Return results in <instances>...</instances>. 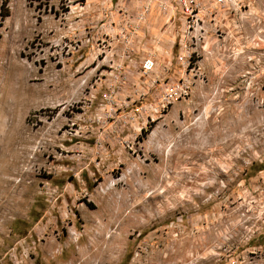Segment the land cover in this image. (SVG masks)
I'll use <instances>...</instances> for the list:
<instances>
[{
  "label": "rangeland",
  "instance_id": "rangeland-1",
  "mask_svg": "<svg viewBox=\"0 0 264 264\" xmlns=\"http://www.w3.org/2000/svg\"><path fill=\"white\" fill-rule=\"evenodd\" d=\"M166 1L127 43L141 0H0V264H264V9L186 71ZM148 52L193 82L160 115Z\"/></svg>",
  "mask_w": 264,
  "mask_h": 264
},
{
  "label": "built area",
  "instance_id": "built-area-1",
  "mask_svg": "<svg viewBox=\"0 0 264 264\" xmlns=\"http://www.w3.org/2000/svg\"><path fill=\"white\" fill-rule=\"evenodd\" d=\"M174 1L176 6L174 10H171V13L173 15L177 13L180 22L179 30L177 31L178 53L176 58L179 65L187 71L191 63V54L187 44L196 43L202 39V20L199 16V11L202 10V7L200 2L197 0ZM212 1L214 7H222L225 0ZM131 7L134 9V12L130 11ZM131 7L125 6L124 8L116 9V16H118V14L120 15V13L132 15V19H129L127 22L124 21L122 24L126 28V31L125 34H122L121 36L124 38L127 36L124 39L127 43H131V39L137 34L141 35L140 42H143L142 30L145 29L144 27L148 28L149 25H151L149 18L152 13V8L159 11L158 13L162 22H164L165 17L170 18L171 15H169L170 6L166 0H141L138 5ZM118 20L120 19H111V22L116 25L115 21ZM157 37H159V35ZM158 41L160 40L157 39V42ZM157 63V57H155L152 52H148L144 56L141 63V72L144 75H147L146 90L159 85L151 102L141 109H144L146 112H150L151 114L160 115L164 113L174 101L187 98L190 94L193 82L185 75L180 79L171 78L159 84V77L157 75H153L156 70Z\"/></svg>",
  "mask_w": 264,
  "mask_h": 264
},
{
  "label": "crops",
  "instance_id": "crops-1",
  "mask_svg": "<svg viewBox=\"0 0 264 264\" xmlns=\"http://www.w3.org/2000/svg\"><path fill=\"white\" fill-rule=\"evenodd\" d=\"M197 1L200 2L202 7V10L199 11V16L202 20L203 28L207 31L208 35L212 27H244L248 23L247 18L242 14L240 15V19L233 15V13H238L237 9L240 6L247 4L254 11L264 9V0H225L222 7H214L212 0ZM130 11L134 12V9L131 7ZM158 12L157 9L152 8V13L149 18L150 23L154 21L160 24L162 19ZM208 35L206 37H208Z\"/></svg>",
  "mask_w": 264,
  "mask_h": 264
}]
</instances>
